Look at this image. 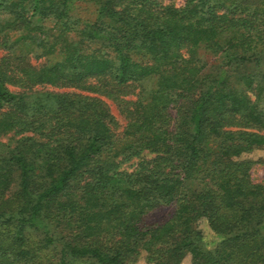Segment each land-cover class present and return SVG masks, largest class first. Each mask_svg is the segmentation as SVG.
<instances>
[{
    "label": "trees",
    "instance_id": "16d2710c",
    "mask_svg": "<svg viewBox=\"0 0 264 264\" xmlns=\"http://www.w3.org/2000/svg\"><path fill=\"white\" fill-rule=\"evenodd\" d=\"M0 50V264H264V0H0Z\"/></svg>",
    "mask_w": 264,
    "mask_h": 264
},
{
    "label": "rangeland",
    "instance_id": "374dc122",
    "mask_svg": "<svg viewBox=\"0 0 264 264\" xmlns=\"http://www.w3.org/2000/svg\"><path fill=\"white\" fill-rule=\"evenodd\" d=\"M165 3H175L176 5H182L184 3V0H163ZM2 55V51L0 50V56ZM202 59L206 62V69H209L213 66L215 63V59L207 54L203 53ZM32 62L35 65H40L43 62V59H32ZM47 87L48 91H58L53 88ZM111 103V108L113 113L118 117L119 121L121 123H124V117L121 115L120 111L117 109V107L112 103V101H109ZM242 158H247L250 159L252 162V178L255 182L263 183L264 184V147L262 148H257L254 149L253 151L249 153H245ZM125 168H130L132 167L131 162L127 163L124 165ZM171 209L170 208H162L150 215L148 218L149 221L151 222H156V221H161L165 218L168 217ZM203 227L205 228V235H208V230L206 229L204 223ZM139 264H147L143 258L140 259ZM180 264H190V256H186L183 261Z\"/></svg>",
    "mask_w": 264,
    "mask_h": 264
}]
</instances>
